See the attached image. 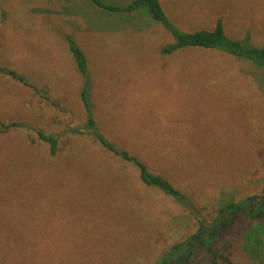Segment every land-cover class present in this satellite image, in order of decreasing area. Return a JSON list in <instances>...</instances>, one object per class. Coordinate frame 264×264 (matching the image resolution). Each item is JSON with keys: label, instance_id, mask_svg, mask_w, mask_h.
<instances>
[{"label": "rangeland", "instance_id": "1", "mask_svg": "<svg viewBox=\"0 0 264 264\" xmlns=\"http://www.w3.org/2000/svg\"><path fill=\"white\" fill-rule=\"evenodd\" d=\"M159 1L179 30H211L222 19L231 38L250 32L264 46V0ZM69 39L87 59L86 78ZM171 43L145 11L106 12L92 0H0V68L31 85L0 73V264H159L224 204L262 194L264 70L216 51L163 55ZM83 89L102 133L169 180L198 214L74 132L87 122ZM13 123L28 128L3 130ZM32 128L58 139L55 156ZM258 223L241 217L221 231L220 255L264 264V235L248 241ZM208 260L197 248L191 264Z\"/></svg>", "mask_w": 264, "mask_h": 264}, {"label": "trees", "instance_id": "2", "mask_svg": "<svg viewBox=\"0 0 264 264\" xmlns=\"http://www.w3.org/2000/svg\"><path fill=\"white\" fill-rule=\"evenodd\" d=\"M93 3L106 12H126L145 11L152 19L161 23L163 27L172 35L173 43L162 48L163 55H171L182 49L207 50L223 53L238 60H243L257 69L264 70V46H255L250 32H247L243 39L231 38L225 29L222 19H219L215 27L211 30L201 29L194 32H184L177 29L168 19L159 0H133L127 7H115L105 5L101 0H92ZM70 52L75 60L78 72L84 78L87 75V59L73 40L69 39ZM0 73L10 76L12 79L31 87L25 78L13 70L0 68ZM36 93L45 96L47 93L38 91ZM80 99L86 112V123L74 132L90 135L104 150L113 156L135 166L139 171V178L145 187L157 189L168 197H171L180 206L187 209L192 214H198L193 203L180 190H178L169 180L160 174H155L148 166L133 156L132 154L119 149L100 130L94 119L87 98L86 90L83 89ZM14 128H28L21 124L4 125L3 130L8 131ZM32 130H35L32 128ZM38 139L48 144L50 155L53 157L58 152L59 141L53 135H48L42 131L35 130ZM247 217L255 219L259 223L249 229L248 241L252 242L254 237L264 235V191L261 195L253 196L240 202L230 201L224 204L218 211L217 217L209 226H200L198 231L186 240L174 245L162 257L159 264H191L196 255L197 248L205 250L209 256L207 264H233L226 256H222L216 249L219 234L221 231L234 226L238 219ZM248 242V246L249 243ZM253 253V249H250Z\"/></svg>", "mask_w": 264, "mask_h": 264}]
</instances>
